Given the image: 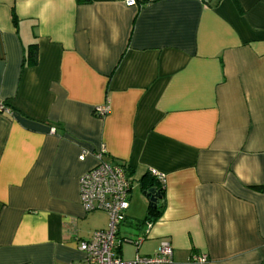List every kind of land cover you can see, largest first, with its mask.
Wrapping results in <instances>:
<instances>
[{"label":"crops","instance_id":"1","mask_svg":"<svg viewBox=\"0 0 264 264\" xmlns=\"http://www.w3.org/2000/svg\"><path fill=\"white\" fill-rule=\"evenodd\" d=\"M0 101V264H86L108 216L78 181L102 146L131 182L124 261L167 240L172 264H264V0H0Z\"/></svg>","mask_w":264,"mask_h":264},{"label":"built area","instance_id":"2","mask_svg":"<svg viewBox=\"0 0 264 264\" xmlns=\"http://www.w3.org/2000/svg\"><path fill=\"white\" fill-rule=\"evenodd\" d=\"M129 7H138L153 0H122ZM209 2L210 0H204ZM8 109L0 101V111ZM108 112L106 105L94 107V114L103 117ZM106 149L104 146L94 154L96 163L86 170L79 178L78 191L80 204L84 211H103L108 216V224L105 229L95 230L91 236L82 240L79 249L83 252L86 264H172L173 250L169 241L162 240L157 251L151 255L135 256L124 261L120 255L121 241L117 237L118 227L125 220V212L129 206L128 195L131 189L126 168L119 163H107L104 160ZM84 154L78 158L82 160ZM149 173L157 180L160 188H163L165 174L155 169ZM153 221L146 220L144 226L146 231L151 227ZM144 237L140 236L132 241L136 248L139 247ZM194 261L203 262L205 256H193Z\"/></svg>","mask_w":264,"mask_h":264},{"label":"trees","instance_id":"3","mask_svg":"<svg viewBox=\"0 0 264 264\" xmlns=\"http://www.w3.org/2000/svg\"><path fill=\"white\" fill-rule=\"evenodd\" d=\"M140 2L143 0H139ZM25 63L27 65H35L37 63V47L36 44H31L25 51V57H24ZM150 180L149 182L146 184V186L144 185L142 187V190L145 194V191L149 188H154L155 191V195L157 197V201H156V205L153 206V204L151 202L148 201V206L146 209V215L144 217V222L146 220H151V221H155L161 214L162 209H163V189L159 187V185L157 184V180L156 181H152L155 180V178L153 176L150 175ZM154 182V183H153ZM255 189H261V186H254Z\"/></svg>","mask_w":264,"mask_h":264},{"label":"water","instance_id":"4","mask_svg":"<svg viewBox=\"0 0 264 264\" xmlns=\"http://www.w3.org/2000/svg\"><path fill=\"white\" fill-rule=\"evenodd\" d=\"M155 189L154 188H149L145 191V196L148 199L149 202L153 204V206L156 205L157 197L154 193Z\"/></svg>","mask_w":264,"mask_h":264},{"label":"rangeland","instance_id":"5","mask_svg":"<svg viewBox=\"0 0 264 264\" xmlns=\"http://www.w3.org/2000/svg\"><path fill=\"white\" fill-rule=\"evenodd\" d=\"M134 184H136V182H133V185ZM137 185V184H136ZM136 187V186H135ZM142 221V222H141ZM141 221H139V223L141 222V223H144V220L142 219ZM123 251H124V258H128V257H132V255H128L129 253L128 252H130L131 251V245H129V244H123ZM141 252V251H140ZM128 255V256H126V255Z\"/></svg>","mask_w":264,"mask_h":264}]
</instances>
